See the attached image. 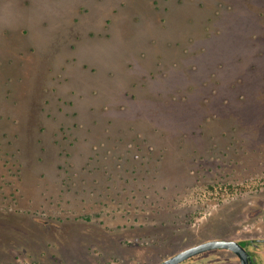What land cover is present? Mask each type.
<instances>
[{"label":"rangeland","instance_id":"rangeland-1","mask_svg":"<svg viewBox=\"0 0 264 264\" xmlns=\"http://www.w3.org/2000/svg\"><path fill=\"white\" fill-rule=\"evenodd\" d=\"M213 238H264V0H0V264Z\"/></svg>","mask_w":264,"mask_h":264},{"label":"water","instance_id":"water-1","mask_svg":"<svg viewBox=\"0 0 264 264\" xmlns=\"http://www.w3.org/2000/svg\"><path fill=\"white\" fill-rule=\"evenodd\" d=\"M217 248L232 250L240 258L241 264H250V254L247 250L238 241L225 238H214L194 244L156 264H180L194 255Z\"/></svg>","mask_w":264,"mask_h":264},{"label":"flooded vegetation","instance_id":"flooded-vegetation-1","mask_svg":"<svg viewBox=\"0 0 264 264\" xmlns=\"http://www.w3.org/2000/svg\"><path fill=\"white\" fill-rule=\"evenodd\" d=\"M225 239L236 240V239H232V238H225ZM236 241H238L247 250V252L250 254V264H260L259 259H258V250L260 247V243L261 242L264 243V238L263 239L257 238V239H248V240H236ZM213 250H223V251L231 252L233 254V256L235 258H237L241 264L240 258L238 257V255L234 251L226 249V248H217V249H212V250H208V251H213ZM233 260H236V259H233ZM183 262H181L180 264H183Z\"/></svg>","mask_w":264,"mask_h":264}]
</instances>
